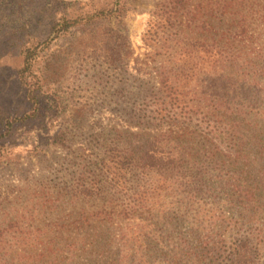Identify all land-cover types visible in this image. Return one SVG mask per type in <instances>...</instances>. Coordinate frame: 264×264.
Wrapping results in <instances>:
<instances>
[{
    "label": "trees",
    "instance_id": "trees-1",
    "mask_svg": "<svg viewBox=\"0 0 264 264\" xmlns=\"http://www.w3.org/2000/svg\"><path fill=\"white\" fill-rule=\"evenodd\" d=\"M163 13V42L167 47L177 44L166 50L178 49L169 54L172 67L157 68L155 83L138 94L151 118L173 128H189L196 120V130L184 131L174 142L169 133L150 135L138 159L131 148L112 147L87 163L68 184L67 201L99 202L80 210L86 225L89 220H111L113 225L118 216V236L108 237L118 248L106 249L101 233L81 246L71 241L67 246L84 251L93 264H264V0H165ZM77 22L61 15L51 30L60 24L67 31ZM41 50L40 43H29L20 52L23 65L17 78L31 102L30 112L19 117L22 121L41 108L39 75L32 73ZM199 51L206 57L203 67L198 66L203 60ZM182 71L186 80L198 77L192 101L180 89L185 86L178 83ZM82 116L73 113L69 121ZM16 119L4 121L0 138L10 133ZM3 153L9 155L0 142V157ZM152 171L160 172L150 178ZM200 190L208 198L212 193L218 197L217 206L212 205L217 216L212 218L211 205L196 212L197 219L213 222L215 229L204 234L198 228L196 240L182 236L168 247L172 236L164 230L183 203L181 195L196 198ZM253 222H259L255 233L245 225ZM28 232L18 222L8 223L0 241V264L53 263L46 258L55 239L35 235L32 241L25 237Z\"/></svg>",
    "mask_w": 264,
    "mask_h": 264
},
{
    "label": "rangeland",
    "instance_id": "rangeland-1",
    "mask_svg": "<svg viewBox=\"0 0 264 264\" xmlns=\"http://www.w3.org/2000/svg\"><path fill=\"white\" fill-rule=\"evenodd\" d=\"M164 4L165 0H0L4 15L0 19V131L7 118L31 110L17 78L23 65L21 49L29 43H40L42 48L32 67V73L39 75L41 108L32 118L16 119L10 133L0 138L9 154L0 157V241L8 223L18 222L23 231L29 230L25 237L32 241L35 235L43 241L55 239L46 258L53 263L47 264H93L84 251L71 250L67 243L81 246L84 239L99 233L106 235L102 241L106 249L117 250L109 238L118 236L114 227L119 217L113 225L111 220H89L86 225L80 210L99 202L72 203L66 193L73 177L105 149L131 148L138 159L150 135L169 133L174 142L184 131L196 130V120L189 128H173L167 121L151 118L146 100L138 94L155 83L157 68L172 67L169 54L178 49L167 51L177 44L167 47L162 39ZM61 15L78 22L67 31L60 24L51 30ZM198 54L203 59L198 66L203 67L206 57L201 51ZM40 70L47 78L40 76ZM183 72L178 83L185 85L180 89L192 101L199 91L198 77L186 80ZM77 112L82 118L70 122V115ZM159 172L152 171L150 178ZM206 195L202 190L196 198L181 195L183 203L177 204L175 219L164 230L172 236L166 240L168 247L182 236L196 240L198 228L204 234L215 229L213 222L197 219L196 212L201 214L209 205L212 218L218 214L212 210L218 197ZM260 221L264 224V217ZM258 223L245 225L255 233ZM262 254L264 261V250Z\"/></svg>",
    "mask_w": 264,
    "mask_h": 264
}]
</instances>
